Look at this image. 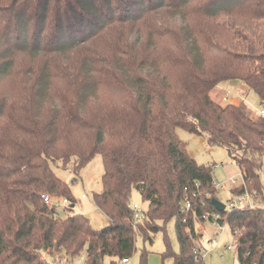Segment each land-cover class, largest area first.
<instances>
[{"label":"trees","instance_id":"trees-1","mask_svg":"<svg viewBox=\"0 0 264 264\" xmlns=\"http://www.w3.org/2000/svg\"><path fill=\"white\" fill-rule=\"evenodd\" d=\"M225 80L264 109V0H0V264H61L84 251L85 264L123 262L138 235L152 242L172 219L179 252L166 242L162 261L205 264L195 224L206 213L230 228L240 264H264V208L219 212L212 168L177 133L225 148L264 202V116L213 100ZM97 155L102 229L44 201L76 203L52 162L79 174ZM135 190L147 203L141 225Z\"/></svg>","mask_w":264,"mask_h":264},{"label":"rangeland","instance_id":"rangeland-1","mask_svg":"<svg viewBox=\"0 0 264 264\" xmlns=\"http://www.w3.org/2000/svg\"><path fill=\"white\" fill-rule=\"evenodd\" d=\"M42 61V59H40ZM211 97L222 106L227 104H244L255 114L259 115L261 110L258 95L248 88L239 80H225L220 82L211 92ZM177 133L180 139L186 144L187 151L197 161L198 164L207 165L212 168L214 182L217 189L216 197L225 206L228 205L234 194L232 189L243 184L241 171L236 163L229 157L228 152L222 147L210 146L204 136L191 133L185 129H178ZM52 168L55 173L70 187L74 198L75 206L70 203L69 208L58 206L59 213L62 217L73 214L85 215L94 229H102L109 224V218L95 204L93 195L102 191V176L104 174L103 159L97 155L89 164H87L79 174L73 172L72 167L64 169L60 161L52 162ZM231 178L237 179V185L230 182ZM264 186V178L261 179ZM226 183V188H220L219 185ZM132 202L138 204L145 209L147 203H143L138 191L132 194ZM264 207V202L259 201ZM226 230L220 236H217L219 230L216 224L206 220L204 222L197 221L195 224L196 232L201 234L200 247L204 254L205 264H240L237 259L236 245L230 228L226 223H222ZM204 232V233H203ZM153 240H144L140 235L137 236L136 251L128 259L127 263L121 260L105 257L101 264H140L142 253H146L147 264H172V259L168 258L162 261V254L166 251L167 245L170 244L172 251L179 252V241L177 238L175 219L167 223L163 232L152 235ZM216 239V242L213 240ZM65 259L66 256L63 255ZM86 252H82L74 261H60L61 264H85Z\"/></svg>","mask_w":264,"mask_h":264},{"label":"built area","instance_id":"built-area-1","mask_svg":"<svg viewBox=\"0 0 264 264\" xmlns=\"http://www.w3.org/2000/svg\"><path fill=\"white\" fill-rule=\"evenodd\" d=\"M260 114L264 116V109L260 110ZM230 182L237 185L236 178H231ZM219 186L220 188H223V189L227 187L226 183L219 185ZM236 188H245V191L244 193L239 194V195L234 194V199H232L231 202L225 206V210L230 211L232 209L258 208V207L264 208L262 205L258 203L259 201H261L260 200L261 197L259 193L256 190L248 191L246 189L244 180H243V184L236 186L235 189ZM44 201L47 205L56 206L57 208L58 206L68 207L70 205V201H68V199L66 198H59V197L52 198L48 195L44 196ZM133 208L135 210L134 221L136 222V224L138 225L144 224L145 218H146L144 210L138 204H134ZM182 208H183V211H190L192 209V203L190 202L188 196L185 197L183 204H182ZM203 219L209 220V221L211 220L212 222L216 224V227L219 230V232L217 233V236H220L222 232L226 230V227L222 225V223L220 222V215L216 213H206L205 215H203ZM213 242H216V239H214ZM201 253L203 254L202 248H201ZM127 262H128L127 259L123 260V263H127ZM55 264H60V263H55Z\"/></svg>","mask_w":264,"mask_h":264},{"label":"water","instance_id":"water-1","mask_svg":"<svg viewBox=\"0 0 264 264\" xmlns=\"http://www.w3.org/2000/svg\"><path fill=\"white\" fill-rule=\"evenodd\" d=\"M214 207L219 211V212H223L225 211V205L223 203H221L219 200L214 199L212 201Z\"/></svg>","mask_w":264,"mask_h":264},{"label":"crops","instance_id":"crops-1","mask_svg":"<svg viewBox=\"0 0 264 264\" xmlns=\"http://www.w3.org/2000/svg\"><path fill=\"white\" fill-rule=\"evenodd\" d=\"M252 114H255V113L252 112Z\"/></svg>","mask_w":264,"mask_h":264}]
</instances>
